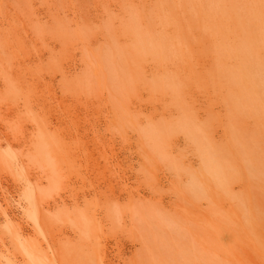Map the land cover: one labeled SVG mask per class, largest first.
Instances as JSON below:
<instances>
[{
	"label": "rangeland",
	"instance_id": "1",
	"mask_svg": "<svg viewBox=\"0 0 264 264\" xmlns=\"http://www.w3.org/2000/svg\"><path fill=\"white\" fill-rule=\"evenodd\" d=\"M134 1L0 0V136L3 138L8 122L19 135H36L32 152L38 164H45L38 135L42 133L49 141L58 158L59 169L53 174L59 180L55 190L68 204L78 199L81 208L100 214L88 241L93 264H264V119L255 106L245 122L236 116L235 123L229 121V93L235 86H228L225 71L247 60L254 64L264 60V48L258 56L249 54V59L231 54L233 46L243 44L247 36H264V0H233L235 20L229 28L234 33L228 39L222 34L227 25L221 15H217L216 25L208 15L214 0ZM167 14L174 23L163 46L168 51L170 47V56H141L148 65L147 73L130 66L132 57L141 55L135 45L138 40L131 35L118 41V36L126 29L162 39V19ZM224 43L229 55L222 52ZM151 63L156 67L152 69ZM94 68L99 71L94 73ZM171 78L176 80L169 81ZM3 97L8 98L10 107ZM177 101L195 106L203 114L207 132L213 135L218 131V139L234 150L237 171L230 178L233 193L224 186L214 188V181L209 195L193 192L191 174L200 172L201 162L197 161L193 170L185 164L186 155L196 154L198 160L199 152L183 132L170 130L172 138H168L181 139L171 149L173 153L162 139L150 137L154 125L181 119L180 110L173 116L168 113L179 107ZM18 104L25 106L15 110ZM162 109L165 117L159 114ZM235 138L248 142V156L241 154L240 144L234 143L236 147L231 142ZM21 151L16 147L14 153ZM7 152L4 146L0 156ZM21 173L0 165L3 264L9 250L17 251L6 224L14 230L19 223L24 229L33 228L20 205V195L29 189L16 180L21 179ZM38 188L47 193L50 182L45 179ZM231 209L237 216L230 214ZM64 210L60 206L47 215L56 231L65 219L57 220L56 213L65 214ZM54 234L56 247L78 249L83 243ZM39 240L52 237L40 235Z\"/></svg>",
	"mask_w": 264,
	"mask_h": 264
},
{
	"label": "bare ground",
	"instance_id": "2",
	"mask_svg": "<svg viewBox=\"0 0 264 264\" xmlns=\"http://www.w3.org/2000/svg\"><path fill=\"white\" fill-rule=\"evenodd\" d=\"M132 2L135 3L134 0H132ZM213 2H214V7L207 11L208 15L211 16L212 21H214V25H216L215 21H216L217 15H219V14L221 15L222 18H220V20H222V23L227 25V26H225V29L222 28L224 30V32H222V34H223L224 38L228 39L230 37V33L231 34L234 33V31H230V28H229L231 20L232 19L235 20V17L233 16V9H234L233 8V2L234 1L233 0H214ZM150 5H151V3H150ZM146 8H147V6H146ZM190 8H191V6H190ZM147 10H149V9H147ZM107 12H109V11H107ZM196 12L198 14L200 13L198 10H196ZM105 13H106V11H105ZM194 16H193V18H195ZM257 17H259V16L257 15L256 18ZM104 18H102V19H104ZM201 19H202V17H201ZM162 21H163V26H164V32L162 31V36H161L162 39L161 38L160 39L153 38L149 32H147V33H142V32H138V31L131 32V31H128L126 29L118 36V39H117L118 41L122 37L127 38V37H131V35H133L136 38V40H138V41H135V45H137L139 47L141 55L139 58L133 56L132 57L133 60L131 61V63L129 62L128 64L130 66L135 65L136 68L143 73H147L146 68L148 67V65L144 64L145 61H143L141 59V56L149 57L151 55V56H156L159 59H165V58H168V56H170V54H171L170 47H169V51H168V49H165L163 46L165 43V38L170 36L169 34H170V31L172 30L174 23H172V19L168 14L165 15V17H163ZM235 24H236V22H235ZM256 25L257 24H255V27H256ZM217 27H219V26H217ZM126 32H129V36L126 35ZM189 32L190 31H188V33ZM193 34H195V33H193ZM258 35H257L256 39L247 36L245 38V40L243 41V44H241L239 46H237V45L233 46V48L231 49L232 52L230 51L228 44L224 43L223 47H221L222 52L225 53V51H227L228 55L231 52V54L234 55L235 57H237L238 55H242L244 57V59L245 58L246 59L251 58V57H249V54H251V53L252 54L255 53L256 54L255 56H258L260 54L259 50L261 51L262 48H264V41H262L264 36H258ZM232 37H233V35H232ZM88 38H90V37H88ZM95 39H96V37H95ZM253 39H254V41H253ZM94 40H92V42ZM95 41H94V43H95ZM90 43H91V41H90ZM94 43H92V44H94ZM230 45H232V44H230ZM253 48H254V50H252ZM199 50H201V49H199ZM130 52L132 53V51H130ZM176 54H177V49L174 50L172 55L175 56ZM88 55H89V53H88ZM103 59H105V58H103ZM108 62L109 61H107V63ZM198 62H199V59H198ZM156 63H155V65H154V63H151L150 67L153 69L154 66L156 67ZM105 64H106V62H105ZM93 65H94V63H93ZM107 65H109V64H107ZM164 66L166 67L167 65L165 64ZM94 69H95L93 71L94 73H97L99 71V69H97V68H94ZM101 69H103V68H101ZM107 70L109 71V68ZM107 70H106V73H108ZM104 71H103V73H104ZM225 71H226V73H228V82L230 83V84H228V86L232 87V84L235 86V88L231 89V91L229 93V97H230V100L232 102V110H231V114L229 116V121L232 123H235L236 122L235 116H236V119H237V117H240L242 119L241 121L245 122L244 121L245 118L251 117V115H253L255 106H258V108L256 109L257 114L260 116V118L264 119V99H263V97H264V60L263 59L261 60V58H260L259 61L257 62V64H254V63L249 62L247 60L245 64H239V65H237L231 69L229 68ZM106 73H105V75H106ZM109 75H110V73H109ZM126 75H128V74L126 73ZM131 77H134V76L131 75ZM176 78H171L169 81H174V80H176ZM163 82H165V81H163ZM164 87H166V86H164ZM114 92L119 94V92L117 90H114ZM0 94H1V90H0ZM120 95H122V94H120ZM2 99H3L4 103L8 107H10V103L8 102L9 101L8 98L3 97ZM163 99H164V96H163ZM177 105L179 107H177L176 109L168 111V113L170 114V116H173L174 113H176V111L180 110L182 112L181 119L177 122L165 121L159 125L158 124L154 125L155 127L152 128V130L150 132V137H152V138L157 137L160 140L162 139V142L166 145L167 149H170V151L173 153V150H171V149H173V147H176L177 145H179L181 143V139H180V136H179L178 140H176V139L172 140V139L168 138V136L171 133L170 130L174 129V130H176V132L178 134H180V132H183L184 137H186L189 140H192L195 143L196 149L199 152V154L197 153V156L199 158L198 160L195 159L196 154L192 155V157H189L186 155V160H185L186 163L185 164H188L187 167L189 168V170H193V169H195V167L197 165V161L199 163L201 162L200 172H195V173L191 174V176H192L191 185H192L193 192H196V194L199 192H204L205 194L209 195L210 189H211L210 182L214 181V188L215 187L220 188L221 186H224L228 192L233 193L234 188H232V187L234 185L230 184V178L232 176H234V174L237 171V168L235 167V165L233 163V157L235 154L234 150H232L231 148L229 150L227 143L224 140L218 139V137L216 136L219 133L218 131H215V133L213 135H210L207 132L206 126L202 123L203 114L196 111L195 106L193 108L189 107L187 104H185V106H184V105H181L178 101H177ZM24 106H21V104L20 105L18 104V105H16L15 110H20ZM120 106H122V105H120ZM125 109H127V108H125ZM128 111H129V108H128ZM128 111H126V112H128ZM160 111L161 112H159V114L162 117H165L166 111L164 109H162ZM151 116L153 119L156 117L153 114ZM8 119H9V117H8ZM10 120H11V118H10ZM238 122H240V121H238ZM8 123H5L6 125H5V128L3 130V138L0 136L2 139V142L4 141L3 143L2 142L0 143V150H2L4 148V146H6L8 152L3 154L2 156H0V165L4 163L8 167L13 169L14 171H16V172L21 171L22 172L20 174L21 179H16V180L23 181L24 182V183L22 182L23 186L25 187L27 185L29 187V189H28V191L24 192L23 195H20V196H23L22 199L25 202L23 205L22 204L23 201H22L20 203V205L25 210L26 214L28 215L29 220L32 221L33 228L32 229H30V228L24 229L23 227H20L21 223H19V226L17 225V228L14 230V229H12V227H11L12 225L10 223L6 224L5 229L9 233L10 239L15 242L16 249H17L16 252L9 250L8 254H6V256L3 257L6 259L5 260L6 264H93V262L91 260V250H90V247L88 245V241L92 239V236H93L92 233H93L95 222L98 221L99 219H101L100 214L97 212V210H95L94 212H91L87 207L81 208V202L78 199H75L72 201L71 204H68L66 202V199L63 198L62 193L55 190L58 187L59 180H58V176L57 175L54 176L53 174L54 173L56 174V172H58V169H59L58 162H57L58 158H57L56 153L51 148V145L48 143L49 141L45 137H43L42 133L39 134L38 137H40V143H39L40 144V155L45 160V164L44 163L38 164L35 161L36 154L34 152H32L33 150L36 149L34 141H33V139L36 135L35 136H33L34 134H30L29 136H23V134L19 135V133L15 132L13 130V126H9ZM238 126L234 127V131L236 134L239 131ZM137 128H138V126H137ZM251 129H252V127H251ZM137 130H139V128ZM30 131H31V128H30ZM170 137H171V135H170ZM236 140L237 139L235 138V141L231 140V142L233 144L234 143L240 144V146H242V148H241L242 153L241 154L244 155V153H245L248 156L249 155V152H248L249 144H248V142L247 141L241 142V141H236ZM256 141H258V140H256ZM256 144H259V143L256 142ZM165 145H162V146H165ZM235 146L237 147L238 145H235ZM16 147L21 148L22 151L20 154L14 153ZM182 149H184V148H182ZM157 151H160L159 145H158ZM146 152H147V155H144V157L147 158L149 153L147 150H146ZM26 153H27V155L31 154L32 158L28 157L26 155ZM245 161H247V157L245 158ZM140 162H142V160ZM49 171H50V174H49ZM50 175H52L51 178H50ZM45 179L48 180V182H50V190L47 191V193L43 192L42 190H40L38 188L39 186L43 185ZM259 184H261V183H259ZM18 186L20 187L21 184L20 185L18 184ZM230 186H232V187H230ZM238 189L239 188H237V191H238ZM218 195H219V192H218ZM234 195H236V194H234ZM238 196H240V195H238ZM259 201L260 200H258V202ZM163 203H165V202H163ZM220 205H223V204H220ZM60 206L65 208V210H64L65 214H63L62 212L56 213V216H57L56 218H57V220H62L64 218L65 219L63 220V223H62L60 229L56 231L55 228L53 227L54 223L53 222L51 223V221L48 220L47 215L51 211L53 212L55 209L60 208ZM229 212H230V214L234 213V216H237V215H235L236 214L235 210L231 209ZM242 213H244V212H242ZM20 218L22 219V217H19V219ZM8 221H9V219L7 220V222ZM238 225H240V223ZM248 229H250V227H248L247 230ZM68 230H71V231H68ZM54 232L55 233L58 232L64 238L68 237L66 239H70V237L71 238L73 237L74 239H78V241H80V243L83 242L84 244L82 243L81 246L79 245L78 249L63 248L62 246H59V245H58V247H56L57 244L54 241V237L56 234H54ZM213 233L211 232V234H213ZM40 235L45 236L46 238H48V236L52 237V240H45V242L43 240H39ZM29 238H32V240H29ZM234 239H235V237H234ZM132 252H133V250H132ZM0 264H3L1 259H0Z\"/></svg>",
	"mask_w": 264,
	"mask_h": 264
}]
</instances>
